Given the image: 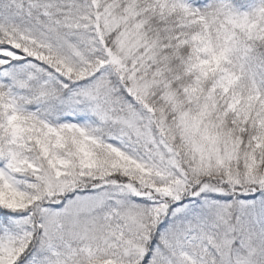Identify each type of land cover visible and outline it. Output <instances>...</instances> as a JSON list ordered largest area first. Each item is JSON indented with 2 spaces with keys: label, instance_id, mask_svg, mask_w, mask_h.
<instances>
[{
  "label": "snow or ice",
  "instance_id": "6c2138e0",
  "mask_svg": "<svg viewBox=\"0 0 264 264\" xmlns=\"http://www.w3.org/2000/svg\"><path fill=\"white\" fill-rule=\"evenodd\" d=\"M0 264H264V0H0Z\"/></svg>",
  "mask_w": 264,
  "mask_h": 264
}]
</instances>
